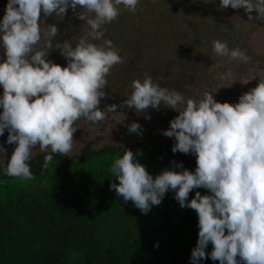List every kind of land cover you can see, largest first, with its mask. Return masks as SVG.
Wrapping results in <instances>:
<instances>
[{
  "label": "clouds",
  "instance_id": "clouds-1",
  "mask_svg": "<svg viewBox=\"0 0 264 264\" xmlns=\"http://www.w3.org/2000/svg\"><path fill=\"white\" fill-rule=\"evenodd\" d=\"M139 4L140 0H8L0 20V136L7 129L6 142L15 148L3 168L6 176L32 180L28 162L34 148L68 156L78 120L96 125L117 111L115 104L100 108L108 95L107 77L123 62L113 42L105 38L104 26L122 11L136 13ZM78 6L82 10L77 16L85 21L87 35L75 47L67 40L54 47L58 27L48 24L42 33L41 14L63 19L69 8L76 13ZM228 7L243 8L250 21L264 20V0H219L218 10ZM42 35L44 44L38 47ZM211 45L214 56L226 58L228 64L251 59L227 41L214 39ZM54 48L67 66L47 59ZM232 76L229 68L225 77ZM130 87L131 95L123 101L129 109L146 113L163 104L178 112L162 135L175 139L174 154H194L196 167L193 172L176 163L182 171L165 169L153 178L136 154L126 149L110 165L114 178L110 189L125 202L132 201L142 214L158 206L169 190L181 208L194 210L199 232L192 264L209 257L219 264H264V79L234 104L218 102L208 91L199 100L186 99L147 74L142 80L134 79ZM127 127L129 133L142 135L140 124ZM5 151L0 145V152ZM52 154L45 156L44 169L51 164ZM200 188L211 194L196 191L189 200V194ZM209 243L212 250L206 253Z\"/></svg>",
  "mask_w": 264,
  "mask_h": 264
},
{
  "label": "trees",
  "instance_id": "trees-1",
  "mask_svg": "<svg viewBox=\"0 0 264 264\" xmlns=\"http://www.w3.org/2000/svg\"><path fill=\"white\" fill-rule=\"evenodd\" d=\"M173 145L136 142L97 149L89 143L74 160L40 153L28 162L34 177L29 181L6 176L7 160L0 161V264H192L199 232L194 210L181 208L169 190L158 206L142 214L110 189V165L126 149L153 178L165 169L182 171L176 163L194 172L193 155L174 154ZM48 154L53 160L44 169ZM196 191L211 194L194 189L189 200ZM73 246L82 250L76 263L70 262ZM211 250L209 243L205 251ZM198 264L219 261L209 257Z\"/></svg>",
  "mask_w": 264,
  "mask_h": 264
},
{
  "label": "rangeland",
  "instance_id": "rangeland-1",
  "mask_svg": "<svg viewBox=\"0 0 264 264\" xmlns=\"http://www.w3.org/2000/svg\"><path fill=\"white\" fill-rule=\"evenodd\" d=\"M8 0H0V20L3 19ZM140 0L136 13L122 11L111 24H106L105 38L113 42L122 57L107 77L100 108L117 105V111L108 113L107 119L93 125L81 119L75 123L72 151L66 156L74 160L82 148L92 143L95 148L104 146L124 147L136 142L166 146L175 143L174 138L162 135L178 112L161 104L160 109H148L137 113L123 105L132 92L134 79L142 80L147 74L163 87L176 89L186 99L199 100L205 91L212 92L218 102L238 103L239 97L264 79V20H248L244 9L228 7L218 10L219 0ZM71 8L63 19L55 15L44 18L41 14L42 33L46 25L56 24L58 35L53 44L70 41L75 44L87 35L85 21H81ZM255 15V13H253ZM227 41L230 48L239 47L251 58L247 63H226V58L214 56L212 40ZM100 44L103 41H93ZM44 44L42 35L41 44ZM3 49L0 48V59ZM47 59L67 66V60L57 49L49 52ZM231 68L233 76L225 77ZM3 88L0 86V96ZM184 105H180L182 110ZM3 109L0 108V112ZM151 119H145V116ZM136 122L142 126V135L129 133L128 125ZM8 131L0 136V161L10 159L15 145L7 144ZM49 151H51L49 149ZM41 152L39 146L32 150V157ZM193 159L196 164V157ZM105 233V232H104ZM109 241V233H105ZM108 239V240H107ZM105 241V242H106ZM82 250L73 246L69 250L70 262L76 263ZM38 259V258H36Z\"/></svg>",
  "mask_w": 264,
  "mask_h": 264
}]
</instances>
